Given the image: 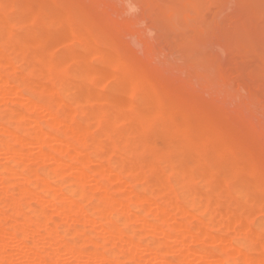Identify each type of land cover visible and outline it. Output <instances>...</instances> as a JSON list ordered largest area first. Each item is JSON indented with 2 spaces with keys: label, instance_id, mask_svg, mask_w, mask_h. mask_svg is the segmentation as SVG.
I'll return each instance as SVG.
<instances>
[{
  "label": "bare ground",
  "instance_id": "obj_1",
  "mask_svg": "<svg viewBox=\"0 0 264 264\" xmlns=\"http://www.w3.org/2000/svg\"><path fill=\"white\" fill-rule=\"evenodd\" d=\"M30 3L13 0L10 5L36 14L31 21L42 23ZM2 12L0 8V264H264V225L252 220L249 201L243 204L238 194L230 197L215 216L211 193L198 196L197 182L212 192L218 174L213 163L197 157L200 145L176 125L173 109L152 93L135 102L139 90L134 79L109 57H103L105 68L86 72L110 79L107 93L84 84L78 92L74 83H55L51 65L46 73L38 63L25 72L19 62L30 53L22 45L42 50L52 61L51 49L59 44L51 47L54 23H42L44 31L38 24L24 37L12 31ZM72 89L78 93L71 94ZM92 102L98 104L93 115L97 125L106 128L96 136L84 117ZM142 115L149 125H160L154 134L163 146L154 159L136 158L137 147L131 146L137 137L144 152L154 149ZM119 120L123 128L117 132L112 128ZM187 151L193 155L182 158ZM170 154L176 158L170 170L179 176L172 181L159 160ZM249 185L245 200L255 189L263 192L258 183ZM184 188L182 204L178 192Z\"/></svg>",
  "mask_w": 264,
  "mask_h": 264
},
{
  "label": "rangeland",
  "instance_id": "obj_2",
  "mask_svg": "<svg viewBox=\"0 0 264 264\" xmlns=\"http://www.w3.org/2000/svg\"><path fill=\"white\" fill-rule=\"evenodd\" d=\"M28 1L32 2L30 5L40 15V22L54 23L51 27L54 32L51 47L57 45V41L59 44L50 49L53 58L57 52L59 56L50 61L42 50L27 44L22 45L30 53L26 61L21 64L19 62L25 72L34 63H38L43 73H46L51 65L55 83H70L72 86L76 84L74 86L77 88L88 85L93 90L107 93L110 92L106 88L108 84L111 87V80L104 75L90 76L87 73L97 68H105L103 57H109L118 67L127 70L129 79H134L132 81L139 91L136 90L133 100L143 102V97L148 100L151 93L152 96L162 99L173 109L176 125L200 145L202 151L199 149L197 157L214 164L218 178L212 192L203 182L198 181L196 184L198 196L211 193L214 215L223 211L228 198L242 195L239 196L242 203L246 202L247 205L249 201L248 204L253 207H247L254 215L253 218L250 216L252 220L264 225V198L261 201L264 196V0ZM12 2L13 0H0L2 13L10 18H7L8 24L14 33L27 37L39 24L34 19L31 21L36 14H24L17 6L11 7ZM177 15H180L178 18L181 21L175 19ZM21 16L22 20L19 22L17 18ZM44 27L42 25L40 29L44 31ZM35 51H38L36 57ZM69 54L75 56L69 58ZM97 61L98 64L95 63ZM73 63L81 64L76 66L77 69L74 68L76 71ZM87 67L94 69L86 71ZM78 69H84V72L78 73ZM2 70L0 67V71ZM72 70L78 75L73 74ZM70 72L75 77L69 76ZM22 89L38 99V95L30 91V88ZM73 89L70 90L71 94L76 91ZM80 90L78 88L77 91ZM144 103L147 101L144 100ZM79 107L82 110V106ZM97 107V103L88 104L84 116L85 119L89 118L91 132L95 136L105 133L103 130H106L105 127L97 125L93 116ZM139 119L144 130L150 132L147 137L151 136L153 139L154 149L144 152L140 147L142 141L136 137L135 143L133 140L131 142V146L137 147L134 151L135 157L154 159V152L159 153L163 146L162 138L154 134H159L160 125H149L150 122L143 115ZM122 128L123 122L119 120L112 129L120 132ZM183 154L184 159L193 155L190 151ZM171 156L172 154L162 156L159 160L172 181L179 176L176 171L170 170L172 160L176 159ZM254 183H258L263 192L255 189L253 191L258 190V193L251 191L250 199L245 200L244 193L249 191V184ZM183 191L185 188L178 192L182 204L185 203ZM229 208L233 209L231 206Z\"/></svg>",
  "mask_w": 264,
  "mask_h": 264
}]
</instances>
